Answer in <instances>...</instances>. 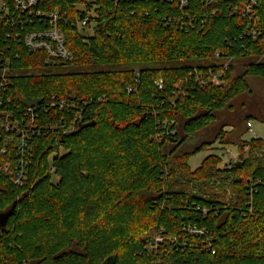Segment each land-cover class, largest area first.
I'll use <instances>...</instances> for the list:
<instances>
[{"label": "trees", "instance_id": "trees-1", "mask_svg": "<svg viewBox=\"0 0 264 264\" xmlns=\"http://www.w3.org/2000/svg\"><path fill=\"white\" fill-rule=\"evenodd\" d=\"M3 1L0 115L24 130L31 108L40 133L22 186L1 172L12 155H0V213L14 205L0 264H264V140H243L251 118L264 122L248 85L264 83V0H249L248 15V0H44L34 12L58 15L73 55L55 66L23 43L45 22L10 26ZM227 60L223 85L192 83L193 69ZM60 100L82 117L65 135L43 129L71 120L49 108ZM214 144L237 147L238 161L219 169L208 155L192 171ZM181 175L194 192L175 187ZM221 183L234 192L228 203L206 191Z\"/></svg>", "mask_w": 264, "mask_h": 264}, {"label": "built area", "instance_id": "built-area-1", "mask_svg": "<svg viewBox=\"0 0 264 264\" xmlns=\"http://www.w3.org/2000/svg\"><path fill=\"white\" fill-rule=\"evenodd\" d=\"M12 4L15 17L11 22L8 23L10 26L25 25L27 20H32L33 17L38 18L39 22L42 20L45 22V26L42 29L31 31L24 35L23 43L29 53H35L42 51L46 54V64L52 66L58 64L70 63L73 60L72 53L67 50L65 46V39L63 33L59 27V17L56 13L50 14H41L35 13L34 8L37 4L44 0H9ZM117 2L118 0H114ZM171 1V0H167ZM181 4L184 2L182 0ZM253 2H249L243 10V14L248 15ZM10 12L9 7L3 0H0V21L3 19V15H8ZM87 18L79 23V27L85 28L87 26ZM7 23V24H8ZM255 37V32L252 33ZM230 60L224 62L218 68H209L205 73L199 72L198 69H193L190 73V78H192V83L198 87H204L205 85L221 86L224 84V78L228 70ZM6 68L0 70V90L5 89L7 80H6ZM137 82V79L135 80ZM156 86L159 90L162 89V82L158 81ZM128 91H131V88H128ZM49 108H58L61 111H72L73 115L71 120L66 123L61 120L57 123L46 124L43 129L47 131H55L61 135H65L70 132L71 129H74L76 124H79L82 121L81 111L75 106L73 101L60 100L59 102L52 101L49 105ZM0 107L2 104L0 102ZM28 116L30 117L28 123L25 126V129L16 123L11 121V115L1 113L0 115V130L4 132V135L0 144V155L9 156L12 155L11 162L5 163L2 168V174L11 182L13 186L20 187L22 186L28 175L29 161L33 158V145L32 139L35 135H39V131L35 126H32L33 117H35V112L33 109H27ZM26 111L24 112L25 118L27 117ZM24 118V119H25ZM24 122V120H22ZM248 131L252 133L251 123H247ZM28 131H31V135L28 134ZM34 133H36L34 135ZM171 135L174 131L170 132ZM253 135V133H252ZM255 137V136H254ZM157 138L161 139L162 135L157 134ZM256 138V137H255ZM253 184V183H252ZM254 193V186L250 185L249 195L251 196ZM251 205V204H249ZM188 232L191 234H201V232L196 231L195 228H188ZM162 239L159 236L154 237V243H160Z\"/></svg>", "mask_w": 264, "mask_h": 264}, {"label": "rangeland", "instance_id": "rangeland-1", "mask_svg": "<svg viewBox=\"0 0 264 264\" xmlns=\"http://www.w3.org/2000/svg\"><path fill=\"white\" fill-rule=\"evenodd\" d=\"M84 29L85 30L83 32L85 34H91L90 28L86 27ZM248 85L252 91L251 97L255 101L261 100L259 102H262L264 104V83L259 79H249ZM234 105L237 106L238 102L235 103ZM249 122L251 123V126H252L251 131L253 135L252 133L247 131L243 135V140L248 141L255 137L264 140V122H261L260 120H257L254 118H251ZM225 131H231V128H225ZM208 155H215L221 159V164L218 166L219 169L229 168L231 164L238 161L240 157L237 147L221 146L219 144H214L209 150L205 152H201L191 158V160L189 161L191 170L192 171L195 170L200 165L201 161ZM244 155H246V153ZM176 181L177 182H176L175 187L177 188L180 187L182 189H187L189 192H194L195 189L197 188L195 187L194 183L192 182L187 183L182 175L179 176ZM208 186L206 187L207 193L211 195H215L217 199L225 203H228L231 201V198L234 192L232 190V187L229 185V183H221L222 187L221 186H210V185Z\"/></svg>", "mask_w": 264, "mask_h": 264}, {"label": "water", "instance_id": "water-1", "mask_svg": "<svg viewBox=\"0 0 264 264\" xmlns=\"http://www.w3.org/2000/svg\"><path fill=\"white\" fill-rule=\"evenodd\" d=\"M237 165H238V163H237ZM13 210H14V205L7 212L0 213V229H3L6 227L7 222L9 220V218L11 217Z\"/></svg>", "mask_w": 264, "mask_h": 264}]
</instances>
